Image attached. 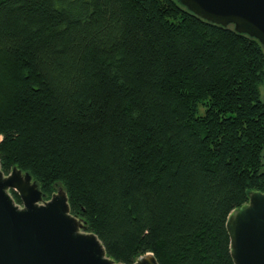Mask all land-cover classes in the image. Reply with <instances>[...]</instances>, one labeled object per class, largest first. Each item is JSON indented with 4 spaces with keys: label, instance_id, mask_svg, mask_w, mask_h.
I'll return each mask as SVG.
<instances>
[{
    "label": "trees",
    "instance_id": "obj_1",
    "mask_svg": "<svg viewBox=\"0 0 264 264\" xmlns=\"http://www.w3.org/2000/svg\"><path fill=\"white\" fill-rule=\"evenodd\" d=\"M263 82L257 39L175 0H0V168L62 186L117 263L234 264Z\"/></svg>",
    "mask_w": 264,
    "mask_h": 264
},
{
    "label": "water",
    "instance_id": "obj_2",
    "mask_svg": "<svg viewBox=\"0 0 264 264\" xmlns=\"http://www.w3.org/2000/svg\"><path fill=\"white\" fill-rule=\"evenodd\" d=\"M204 20L257 39L264 47V0H175ZM1 140V136H0ZM264 159V154H263ZM9 190L20 197L15 202ZM226 228L234 264H264V193L250 191ZM0 264H124L110 259L93 232L70 213L62 186L43 199L29 172L0 168ZM134 264H159L152 253Z\"/></svg>",
    "mask_w": 264,
    "mask_h": 264
},
{
    "label": "rangeland",
    "instance_id": "obj_3",
    "mask_svg": "<svg viewBox=\"0 0 264 264\" xmlns=\"http://www.w3.org/2000/svg\"><path fill=\"white\" fill-rule=\"evenodd\" d=\"M260 91H261V98L264 101V82L263 84L260 86ZM10 192V191H9ZM19 205H21L20 203H18Z\"/></svg>",
    "mask_w": 264,
    "mask_h": 264
}]
</instances>
